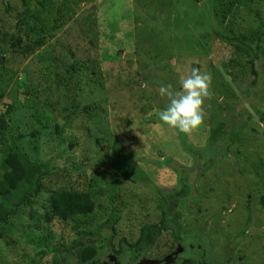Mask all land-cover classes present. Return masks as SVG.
<instances>
[{"label": "rangeland", "instance_id": "obj_1", "mask_svg": "<svg viewBox=\"0 0 264 264\" xmlns=\"http://www.w3.org/2000/svg\"><path fill=\"white\" fill-rule=\"evenodd\" d=\"M254 1L0 0L7 139L54 169L37 202L0 230V264H30L36 247L39 264H57L51 248L76 240L71 222L33 216L56 191L92 194L89 231L118 209L117 245L157 223L160 195L186 178L194 198L183 208L185 252L172 246L177 264H264V56L254 76L252 59L219 44L250 31L264 42V0ZM58 25L30 56L15 53ZM192 68L211 86L202 125L184 134L159 120V88L179 90ZM171 241L161 234L144 260L171 261Z\"/></svg>", "mask_w": 264, "mask_h": 264}, {"label": "trees", "instance_id": "obj_2", "mask_svg": "<svg viewBox=\"0 0 264 264\" xmlns=\"http://www.w3.org/2000/svg\"><path fill=\"white\" fill-rule=\"evenodd\" d=\"M254 2V0H250L249 3L252 5ZM256 16L258 17L259 15L256 14ZM258 23L261 27L260 17H258ZM59 28L61 26H56V28L50 30L48 35H43L39 41L28 37L25 47L15 53L25 57L30 56L37 47L50 39L53 32ZM226 32H229V29ZM254 35L253 31L248 34H242L239 37L227 36L226 38L224 35L219 39L220 41L217 40L218 38L216 41H219V44H227L229 47H233L236 54H241V58L252 59V74L256 76L254 65L257 61L262 62L260 56H264V42L262 34L257 35L256 40ZM75 66L76 64L70 67L73 72L76 71ZM10 111H12V107H9L8 112ZM8 127L5 117L0 115V146L3 147L0 154L1 169L3 171L0 181V230H3V228L7 230L5 226L11 225L13 218L22 210L32 207L37 202L44 189L42 181L54 171L50 162H31L14 140L7 139ZM234 134L233 132L231 139H233ZM216 137L214 134L211 139L215 141ZM235 155L238 156L237 154ZM193 198L194 193L189 178L180 179L178 190L165 191L160 195V201L157 206V223L143 225L134 241H128L120 237L117 245H114L113 241L116 238L115 228L120 220V211L118 209H114L112 216L98 226L96 230L89 231L88 228L92 225L89 217L95 211L94 197L91 193L56 191L49 196L48 207L45 208L43 215L39 216L34 212L33 216L36 222L43 220L46 224L51 223L53 220H58L61 223H72L76 240L69 246L62 244L58 249L51 248V251L58 257L57 264H115L116 262L117 264H121V262L127 264H139L142 262L177 264V259L173 262L166 259L155 262L144 259L157 243V239L165 232L169 234L172 240L170 248L174 244H176V247L181 246L183 248L185 243L182 235L185 217L183 208ZM204 198V195L201 196V199ZM0 239H3L2 234H0ZM192 248L198 250L197 246H192ZM44 254L45 251L36 247V254L30 260V264H39V258ZM171 256H175L173 248L170 251ZM110 258L115 259V261H110ZM191 260L194 259L191 258Z\"/></svg>", "mask_w": 264, "mask_h": 264}, {"label": "clouds", "instance_id": "obj_3", "mask_svg": "<svg viewBox=\"0 0 264 264\" xmlns=\"http://www.w3.org/2000/svg\"><path fill=\"white\" fill-rule=\"evenodd\" d=\"M211 75L192 68L179 80V90L171 85H161L159 94L166 97L168 104L159 113V120L180 133L190 134L204 120V101L209 95Z\"/></svg>", "mask_w": 264, "mask_h": 264}, {"label": "flooded vegetation", "instance_id": "obj_4", "mask_svg": "<svg viewBox=\"0 0 264 264\" xmlns=\"http://www.w3.org/2000/svg\"><path fill=\"white\" fill-rule=\"evenodd\" d=\"M191 248H192V247H191ZM177 250H178V252H180V251L185 252V249L182 248V247H179ZM175 254H176V251H175ZM171 257H172V256H171ZM178 258H179V257H178ZM178 258H177V259H178ZM174 260H175V259H174V257H173V258L171 259V262H173ZM188 260H189L188 262H191V261L193 262V260H191V258H189ZM176 261H177V260H176ZM184 261H185V262H184ZM186 261H187V260H185V259L182 260V262H184V263H186ZM144 263H145V262H144ZM147 263H148V262H147ZM115 264H117V262H116Z\"/></svg>", "mask_w": 264, "mask_h": 264}, {"label": "water", "instance_id": "obj_5", "mask_svg": "<svg viewBox=\"0 0 264 264\" xmlns=\"http://www.w3.org/2000/svg\"><path fill=\"white\" fill-rule=\"evenodd\" d=\"M110 261H115V259L110 258ZM139 264H153V263H151V262H150V263H149V262H148V263H144V262H142V263H139Z\"/></svg>", "mask_w": 264, "mask_h": 264}]
</instances>
